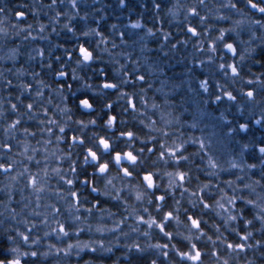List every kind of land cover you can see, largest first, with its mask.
Listing matches in <instances>:
<instances>
[{
	"label": "snow or ice",
	"instance_id": "1",
	"mask_svg": "<svg viewBox=\"0 0 264 264\" xmlns=\"http://www.w3.org/2000/svg\"><path fill=\"white\" fill-rule=\"evenodd\" d=\"M118 6L126 7V0H118ZM180 7L154 0L153 26L129 24L143 32L130 41L116 24L109 25L110 34L88 27L89 17L102 9L81 0H33L11 8L0 4V17L8 20L5 27L0 19V49H6L0 60L12 62L0 70V264H73V253L75 264H97L106 256L111 259L114 249L123 260L116 257L113 264H264V141L245 140L253 125L264 128V0H217L211 6L208 0H193L177 25L183 38L173 42L170 31L155 25L163 19L162 11L174 18ZM29 11L32 23L26 20ZM41 12L49 24L41 22ZM234 15L240 19L232 20L231 27H214ZM245 30L247 40L241 38ZM53 34L72 42L71 47L51 40ZM80 36L98 38L95 47ZM152 38L159 40L165 56L194 38V52L208 54V64L198 62L207 69L198 82L201 103L187 123L199 136L157 127L185 122L173 115L177 109L167 93L162 103L151 102L155 111L147 115L145 85L152 87L147 74L159 70L147 54ZM37 41L45 46L29 47ZM130 42L139 48L135 59L128 51L114 53L108 47L126 49ZM226 53L239 60L228 62ZM121 55L130 63L114 68L111 79L104 68L93 67L97 62L115 65ZM214 55L222 61L215 67L223 83L212 68ZM85 69L104 78L93 93L100 102L83 96L68 107L77 91L66 78L79 82L78 71ZM161 84V90H175L174 84ZM83 88L92 90L93 85ZM112 92L125 101L118 113L117 105L105 102ZM137 98L144 112L138 110ZM205 105L216 106L214 119ZM157 112L160 121L151 118ZM221 173L235 178L222 180ZM85 233L88 238L82 240ZM53 239L57 243L49 242Z\"/></svg>",
	"mask_w": 264,
	"mask_h": 264
},
{
	"label": "trees",
	"instance_id": "2",
	"mask_svg": "<svg viewBox=\"0 0 264 264\" xmlns=\"http://www.w3.org/2000/svg\"><path fill=\"white\" fill-rule=\"evenodd\" d=\"M183 1H188L190 3L193 2V0H159V2L162 5L168 4L169 7L172 6L173 3H182ZM41 2L43 3H49L50 0H41ZM154 0H126V7L121 8L118 6V0H81V3L88 6V7H95V8H100L102 9V11L97 15L95 13L92 14V16L89 17V20L86 22L88 27H98L101 29H105L106 34H110L111 33V29L109 28V25L111 24H116L118 26V29H120L121 31H125L127 32L128 37L130 38V41L135 40V34L132 31V29H129L127 26L131 23H134V21H141L146 25L149 26H153L154 24V13L152 11V4H153ZM7 4L10 8L11 7H15L16 5L20 4V3H27L29 5H31L33 3V0H0V4ZM208 3L211 5H213L211 3L210 0H208ZM141 5H144V7H141ZM206 11V10H205ZM50 15H52V13H49ZM83 13H81L82 15ZM201 14H204V12H202ZM160 15L163 17V19L157 23L160 24V28H162L164 31H170L173 35V40L180 38H183V34L180 32L179 27H177V25L182 24L183 23V19H181L180 17L173 18L171 13H166V12H161ZM40 20L42 23L45 24H49V21L46 17L43 16V13H40ZM0 19H5V24L4 26L7 27L8 26V20L4 17H0ZM26 20L28 23H32L33 22V18H32V14L29 11L28 15L26 17ZM96 20L99 21V25L96 24ZM12 23L15 22L14 19H12L11 21ZM64 22H66L64 17L60 18L59 24H63ZM156 24V25H157ZM155 25V26H156ZM23 26V25H21ZM59 26V25H57ZM51 31V27L48 28V32ZM45 35H47V32L45 33ZM77 35L79 36V33H77ZM180 35V37H178ZM109 38L111 39V37L109 36ZM12 39H16L15 37H12ZM51 40H53L54 42H58V43H64L66 46L71 47V43L65 39H62L61 37H57L53 34V36L50 37ZM98 39L96 37H83L80 36V40L81 42H84L85 40L89 41L91 47H95V40ZM19 42V41H17ZM118 42V41H117ZM44 41H37L35 44L33 45H29V47H36V46H45ZM152 43V42H151ZM150 43V46H152V44ZM12 46V45H10ZM160 46V43L158 42V46L156 47V49H154L153 47H155L154 45L152 46V49L150 51L149 57L150 60L152 61V63L156 64L154 61L158 60V57L161 59V50L159 52L158 55V47ZM190 44H188L187 46H178L181 49L179 51L173 52V53H169L165 58L166 61L165 64L163 65V62L161 63L164 66L163 71L158 70L155 72H151L147 74V84H151V88L148 89L147 85H145L146 89H147V98L149 101V107L146 110L147 111V115H151V113L155 110H153L151 108V102L154 100L156 103H162L165 99V93L168 94L169 97H171V103L173 104V106L177 109L175 112H173L174 116H180L182 117V119H184V123L183 124H176L175 127H169V126H165L163 122H160L157 124L158 128H163L164 131H168L170 133H175L176 135H179L181 131H186L187 135H200L199 130H192V129H187V123H190V117L192 114V111L196 110L199 106V104L201 103V97L198 95L197 96V101L194 104L192 102V97L189 96V92L188 89L186 90H181L183 86L180 87L181 81L183 79L187 80L188 78H191V80L194 81H199L200 79H203L205 77V75L207 74L206 71H199L196 69V66L191 62L193 59H195V55L196 52H194L193 48L190 50ZM101 47H104V45H101ZM108 47L110 50H112L114 53H118V52H122V51H128L129 53L132 54V57L130 59H134L135 57V53L136 50H134V45L133 43H129L127 45L126 49H121L120 47L116 48V49H111V43L108 44ZM6 49H0V55H3L4 51ZM164 51H167V49L165 48ZM59 54V53H57ZM195 54V55H194ZM152 56V58H151ZM165 56V55H164ZM197 57V55H196ZM130 59L129 60H125V57L123 55L118 57L119 63L112 65V64H107V63H102V62H97L96 64L93 65V67L95 68H104L105 71L108 73L109 79L112 78V76L115 74L113 72L114 68H119L120 63H130ZM108 60V56L107 54H104V61ZM196 60V59H195ZM197 61V60H196ZM5 64L7 66H11L12 62L11 61H3L0 60V70H3V67L5 66ZM156 65H159L156 64ZM76 65L73 63L69 68L68 71L69 73L71 72V67H75ZM255 66V65H252ZM16 67H20V63L18 62L16 64ZM205 66L203 65V68ZM143 70L147 71V64L142 65ZM37 71H40L39 67H36ZM258 70V66L253 68V71H257ZM217 72V71H216ZM78 75L81 76L83 79L79 82H72L70 80V78H66L67 82L72 83L73 84V90L77 91L76 97L72 98L70 97L67 106L68 107H72L73 103H75L76 101H78L79 98H82L83 96H88L92 102L94 103H99L100 101L98 100L97 97H93V93L96 92L98 86L100 83L103 82V77L100 76H95L93 75L91 69H85L83 71H78ZM192 76V77H191ZM221 75L217 72V79H220ZM88 77H92L91 79H88ZM222 77V76H221ZM43 79H45L46 82H49V78L48 77H42ZM30 79V77H29ZM161 81H163L165 84L168 85H172V84H179L177 86H175V90L173 91L171 89V87H166L162 89V84ZM221 82L223 83V79L221 80ZM84 84H92L93 88L92 90H88L83 88ZM183 85V84H182ZM197 85V82H196ZM54 86V85H53ZM124 91H128L129 93L132 92V89H128V88H124L122 89ZM47 92V89L45 90ZM66 95H69L68 93H65ZM59 98L54 99V104L58 102ZM113 102L115 105H117V107L114 109V112L118 113L119 112V106H122L125 101L124 100H117L116 98V93L112 92L111 95L108 98V101L105 102ZM135 103L137 104L138 110L141 112H144L145 109L143 107V105L140 103L139 99L137 98L135 100ZM62 107L64 105H61ZM206 108H208V105H205ZM75 111V109H73ZM97 110H99V108H97ZM169 112H172L173 110L171 108L168 109ZM77 115H79V113H77ZM153 120H157L160 121V113L157 112L155 116L151 117ZM215 118V117H214ZM210 119V117H209ZM213 119V118H212ZM229 119H231V117H229ZM102 123V121H101ZM145 123H148V120H145ZM210 126V125H209ZM252 134H254L253 137L255 138H259L260 134H263L261 129L259 130L256 126H252ZM145 132L150 131L149 129H145ZM251 134V133H250ZM258 134V135H255ZM153 135H156L158 137H161V133H153ZM173 139L175 138L174 136L172 137ZM169 143H171V139L168 140ZM34 143V141H33ZM151 146V145H150ZM134 147H139V144H135ZM190 151L192 149H189ZM236 151H239V145L236 146ZM248 151H251L248 150ZM155 158V157H153ZM247 160V156L244 157ZM249 162H253V161H249ZM258 162V161H255ZM169 171H172L173 169H168ZM233 171H237V170H233ZM258 171V170H257ZM221 179H234L235 177H229L227 176V174L225 173H221L220 174ZM209 178L204 177L203 174H201V180L204 182H207ZM255 179V177H254ZM4 180L3 176H0V182H2ZM213 183H216L215 179L213 178L212 180ZM54 183V181L52 182ZM197 181H195V179L193 180V184H192V188L195 187ZM119 186V185H118ZM230 191V190H229ZM177 198H179V192H177ZM16 199H19V196H16ZM186 204V201H185ZM108 205H105V207H107ZM112 211H116L115 208L112 209ZM93 223H95V221H93ZM129 223H131V220L129 221ZM109 226H111V222L109 221ZM173 227H175V225H173ZM88 238V234L85 233L84 236L81 237L82 240L87 239ZM52 242V241H51ZM74 242V241H72ZM153 243L156 242L155 239H153L152 241ZM0 250H2V248H0ZM81 255L84 257V259H90L89 256H85L83 253H81ZM109 256H111V259L108 258V256H106L103 260L98 261L97 264H113V260L116 259V257H120L121 260H123V256L121 251L114 249V253L113 254H109ZM76 256L73 253V257H72V262L73 264H75L76 261ZM51 264H55V262H51ZM81 264H83V261H81Z\"/></svg>",
	"mask_w": 264,
	"mask_h": 264
},
{
	"label": "rangeland",
	"instance_id": "3",
	"mask_svg": "<svg viewBox=\"0 0 264 264\" xmlns=\"http://www.w3.org/2000/svg\"><path fill=\"white\" fill-rule=\"evenodd\" d=\"M176 1V0H175ZM178 1V0H177ZM211 1V3L212 4H215L216 2H217V0H210ZM177 3H173L172 5H176ZM181 7L180 8H178V9H174V11L176 12V15H177V17H176V15H175V17L176 18H178V17H180L181 19H183L184 18V8H185V6H187V5H190L191 3L190 2H188V1H183L182 3H178ZM174 17V18H175ZM236 19H240V16H238V15H234L229 21H227V22H220V23H218V24H216V25H214V27L216 28V29H219L220 27H231L232 26V20H236ZM134 22H136V21H134ZM140 23L141 24H144L143 22H141L140 21ZM145 25V27L147 28V27H152V26H149V25H146V24H144ZM156 28H158L159 29V27H160V24H157L156 26H155ZM132 31L134 32V34H135V39H137V35L139 34V35H143V32L140 30V29H132ZM212 35L213 36H215V35H218V31H215V32H212ZM178 37H180V35L178 36ZM242 39H244V40H247L248 39V34H247V31L245 30L244 32H243V34H242V37H241ZM196 39H198V38H194L193 39V41L192 42H190L189 44H190V50L192 49L191 47H192V43H195L196 42ZM153 44H152V43ZM158 42H159V40L158 39H156V38H152V39H149L148 41H147V47H148V56H149V54H150V51H151V49H152V46L154 45L155 47H153L154 49H156V47L158 46ZM173 42H175V40H173ZM210 41H208L207 39L205 40V48L207 47V43H209ZM150 43L152 44V46H150ZM257 44H259V41H257L256 42ZM222 47V46H221ZM243 48H244V45H240V50L242 51L243 50ZM134 50H136V53H135V57H134V59L135 58H137V54H138V52H139V48L138 47H136L135 45H134ZM158 55H159V52H160V46L158 47ZM6 51V50H5ZM225 52H226V50H225ZM160 54H162L161 55V59H163V60H160V58L158 57V60H155L154 62L156 63V64H158L159 63V70H161V71H163V70H165L164 69V64H165V62L164 61H166V59L167 58H165L166 56H164V54H163V52L161 51V53ZM151 55V54H150ZM195 55V54H194ZM196 55H197V57H196ZM196 55H195V59L197 60V64H194L195 66H196V69L197 70H199V71H206V73H207V69L204 67L203 68V65H199L198 66V62L199 61H201V60H203V61H205V64H208V54H201L200 52H196ZM151 58H152V56H151ZM226 58H227V61L228 62H233V60H236V61H238L239 60V56H236L235 58H233L232 56H231V54L230 53H226ZM151 61V60H150ZM152 62V61H151ZM163 62V65L161 64ZM220 62H222V61H220V59H219V56L218 55H214V63L212 64V68H213V70H215V71H217L221 76L219 77L220 78V80H222L223 79V74L222 73H220L219 71H218V69H216V65H218ZM254 67H257V65H255V66H252V68H254ZM187 77V80H185V79H183L182 81H181V84H180V87L181 86H183L182 87V89L181 90H186V89H188V92H189V96H191L192 97V102L195 104L196 103V101H197V88H198V82L199 81H194V80H191V78H188V76H186ZM192 77V76H191ZM196 82H197V85H196ZM183 84V85H182ZM177 85H179V84H175V86H177ZM215 105H211V107H209L208 106V113H209V117H210V120L213 118L214 119V117L216 116V113L213 111L214 109H215ZM245 115H247V113H245ZM256 118H258V109H257V117ZM254 126H256L259 130L261 129V131H262V133L263 134H260V137H259V135L258 134H255V135H258V137L259 138H255L257 141H264V128H261L260 126H258V125H254ZM254 136V134H249V136L248 137H245V140H249V139H251L252 137ZM243 142V141H242ZM250 150V149H249ZM257 155H258V153H257ZM49 242H51V241H49ZM52 242L53 243H57L54 239L52 240Z\"/></svg>",
	"mask_w": 264,
	"mask_h": 264
}]
</instances>
